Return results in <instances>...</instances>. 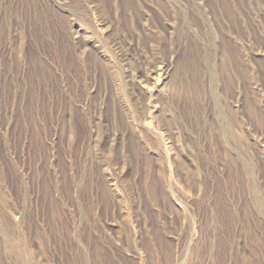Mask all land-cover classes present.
<instances>
[{"label":"rangeland","instance_id":"1","mask_svg":"<svg viewBox=\"0 0 264 264\" xmlns=\"http://www.w3.org/2000/svg\"><path fill=\"white\" fill-rule=\"evenodd\" d=\"M0 264H264V0H0Z\"/></svg>","mask_w":264,"mask_h":264}]
</instances>
